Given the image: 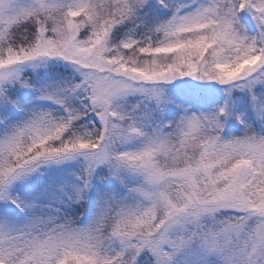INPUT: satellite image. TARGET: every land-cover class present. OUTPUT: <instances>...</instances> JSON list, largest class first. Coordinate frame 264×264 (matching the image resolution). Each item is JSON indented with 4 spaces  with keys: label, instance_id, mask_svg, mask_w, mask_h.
<instances>
[{
    "label": "snow or ice",
    "instance_id": "1",
    "mask_svg": "<svg viewBox=\"0 0 264 264\" xmlns=\"http://www.w3.org/2000/svg\"><path fill=\"white\" fill-rule=\"evenodd\" d=\"M0 264H264V0H0Z\"/></svg>",
    "mask_w": 264,
    "mask_h": 264
},
{
    "label": "rangeland",
    "instance_id": "2",
    "mask_svg": "<svg viewBox=\"0 0 264 264\" xmlns=\"http://www.w3.org/2000/svg\"><path fill=\"white\" fill-rule=\"evenodd\" d=\"M221 95L223 96V93H218V96ZM223 119V117H222ZM236 120L233 119V118H228L225 122H224V128H223V131H222V135L227 137L231 134V128H234L236 127Z\"/></svg>",
    "mask_w": 264,
    "mask_h": 264
},
{
    "label": "trees",
    "instance_id": "3",
    "mask_svg": "<svg viewBox=\"0 0 264 264\" xmlns=\"http://www.w3.org/2000/svg\"><path fill=\"white\" fill-rule=\"evenodd\" d=\"M223 100V96H221V95H219L218 96V102H220V101H222ZM237 110H240L239 108L237 109ZM236 127H234V128H231V134H236V135H238V134H240V128H241V126L237 123V121H236Z\"/></svg>",
    "mask_w": 264,
    "mask_h": 264
}]
</instances>
